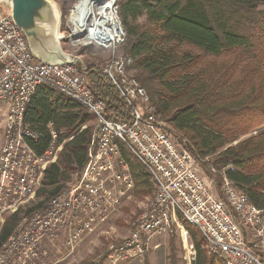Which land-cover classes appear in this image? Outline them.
<instances>
[{
    "label": "built area",
    "instance_id": "built-area-1",
    "mask_svg": "<svg viewBox=\"0 0 264 264\" xmlns=\"http://www.w3.org/2000/svg\"><path fill=\"white\" fill-rule=\"evenodd\" d=\"M114 2L107 14L98 16L94 10L79 30L83 35L78 46L93 45L109 52L100 71L128 111L124 122L106 119L105 103L95 99L79 67L37 62L10 14L0 7V104L4 105L0 107V233L9 216L33 202L45 170L56 162L63 146L57 144L49 123L50 141L40 151L44 134L25 124L26 106L37 88L49 87L83 107L93 117L95 133L88 160L75 181L43 209L29 218L19 217L0 245V264H46L48 254L42 245L51 238L63 234L66 243L73 245L103 224L109 210L133 188L121 147L144 168L155 194L149 208L132 222L129 235L108 244L107 264L142 258L152 237L182 230L180 217L198 229L207 254L216 261L264 264V208L251 204L229 180L228 167L209 164L210 171L220 177L218 194L216 183L204 179L201 163L175 142L170 126L159 119L145 89L130 73L132 59L116 54L126 33ZM194 256L193 251L191 261Z\"/></svg>",
    "mask_w": 264,
    "mask_h": 264
},
{
    "label": "trees",
    "instance_id": "trees-1",
    "mask_svg": "<svg viewBox=\"0 0 264 264\" xmlns=\"http://www.w3.org/2000/svg\"><path fill=\"white\" fill-rule=\"evenodd\" d=\"M62 15L73 0H53ZM126 32L125 56L147 92L160 120L175 133L179 146L202 167L205 159L264 208V0H117ZM143 17L144 23L135 24ZM88 87L105 103V117L128 119L125 105L93 63L86 68ZM25 124L44 134L40 151L49 144L47 125L63 144L55 163L42 178L36 199L24 214L41 210L88 160L95 135L93 117L76 102L40 86L24 114ZM136 192L150 194L148 174L121 147ZM22 211L9 216L0 245L11 234ZM195 252L190 264H223L209 256L197 228L180 217ZM170 264H178L173 253ZM100 264V263H99Z\"/></svg>",
    "mask_w": 264,
    "mask_h": 264
},
{
    "label": "rangeland",
    "instance_id": "rangeland-1",
    "mask_svg": "<svg viewBox=\"0 0 264 264\" xmlns=\"http://www.w3.org/2000/svg\"><path fill=\"white\" fill-rule=\"evenodd\" d=\"M98 1L99 0L94 1L96 2V5ZM116 2L117 0H115L114 3L117 8V16L120 20ZM55 3L60 8V5L57 2ZM93 5L94 4L92 3L91 6L81 9L80 0H73V2L67 6L65 15H62L60 23V32L64 35V39L61 42L62 50L77 58L80 57L86 68L88 64L93 63L100 66V64H103L110 58L109 52L96 46L91 45L90 47L80 48L78 43H76L78 38L83 35V32L79 30H83L86 26L85 22L79 17H81L84 12L91 9ZM96 5L94 6L95 11L97 9ZM0 7L4 9L2 5H0ZM90 20L91 17L89 18V21ZM144 21V18L141 17L136 20L135 24L141 25L144 23ZM124 50L125 49L121 46L116 51V54L119 56H125ZM132 65L130 66L129 71L136 78L137 71L132 68ZM2 106L4 105L0 104V107ZM4 110L5 109L1 111ZM2 124L3 116L0 115V146L2 145ZM92 126L94 128V122H92ZM172 135L174 136L173 138L177 143L175 133L173 131ZM209 160L210 158L204 160L205 167H203V169H205V172H202L203 177L206 181H208V179H212L214 183H216L214 191L221 195L220 177L210 171V165L208 163ZM77 175L79 174H73L71 179L65 183V187L69 185V183L74 182ZM150 184L152 189L150 194H146L143 188L139 190V192H136L133 181V188L126 192L125 195L119 199L118 204L115 205L114 208L109 210L107 220L100 226L96 227L91 234L85 236L76 244L68 245L66 243V235L63 234H59L57 237L51 238L49 240L50 243L48 244L44 243L42 245V249L48 254L45 260L46 264H107L105 256L108 244L126 238L131 231L132 222L149 208L155 194V187L153 185L154 183L151 181ZM41 200L42 199L37 200L35 196L32 203L24 206V208L21 210L22 214L19 217L29 218V214H24V212ZM179 222L182 223L180 218ZM181 226L182 230L176 228L173 229L169 234L152 237L142 258L135 260L134 262L132 261L119 264H170L169 256L172 253L178 264H190L191 258L193 256V250L191 247L190 238L184 226L182 224Z\"/></svg>",
    "mask_w": 264,
    "mask_h": 264
},
{
    "label": "water",
    "instance_id": "water-1",
    "mask_svg": "<svg viewBox=\"0 0 264 264\" xmlns=\"http://www.w3.org/2000/svg\"><path fill=\"white\" fill-rule=\"evenodd\" d=\"M13 23L24 35L33 58L49 65H73L86 74L80 57L62 50V13L53 0H0ZM78 63V64H77Z\"/></svg>",
    "mask_w": 264,
    "mask_h": 264
},
{
    "label": "bare ground",
    "instance_id": "bare-ground-1",
    "mask_svg": "<svg viewBox=\"0 0 264 264\" xmlns=\"http://www.w3.org/2000/svg\"><path fill=\"white\" fill-rule=\"evenodd\" d=\"M94 1H97V0H80V2H81L80 8L81 9L91 6L92 3L94 4L91 9L87 10L86 12L83 13V15L81 17H79L85 22V24H87L88 19L94 14V6L96 5V2H94ZM103 1H107V0H99L97 2L96 6H98V8H97V13H98L97 15L98 16H102L104 14H107L109 9L112 8L113 0H108L106 3L101 4ZM80 8H79V10H80ZM79 41L82 42V41H84V39L79 40ZM76 42L78 43V41H76Z\"/></svg>",
    "mask_w": 264,
    "mask_h": 264
},
{
    "label": "crops",
    "instance_id": "crops-1",
    "mask_svg": "<svg viewBox=\"0 0 264 264\" xmlns=\"http://www.w3.org/2000/svg\"><path fill=\"white\" fill-rule=\"evenodd\" d=\"M134 261H135V260H134ZM134 261H133V262H134Z\"/></svg>",
    "mask_w": 264,
    "mask_h": 264
}]
</instances>
